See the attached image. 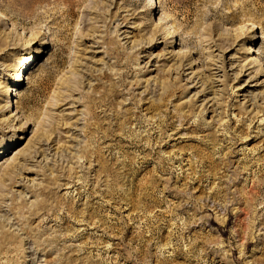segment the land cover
Returning <instances> with one entry per match:
<instances>
[{"label":"rangeland","instance_id":"1","mask_svg":"<svg viewBox=\"0 0 264 264\" xmlns=\"http://www.w3.org/2000/svg\"><path fill=\"white\" fill-rule=\"evenodd\" d=\"M0 264H264V0H0Z\"/></svg>","mask_w":264,"mask_h":264},{"label":"bare ground","instance_id":"2","mask_svg":"<svg viewBox=\"0 0 264 264\" xmlns=\"http://www.w3.org/2000/svg\"><path fill=\"white\" fill-rule=\"evenodd\" d=\"M248 48H250V47H248ZM213 65H216V64H213ZM19 76H20V74H19V73H17V74H16V76L14 77V79L16 78L15 82H16V81H18V79H19ZM1 152H2V151H1ZM7 174H8V173H7Z\"/></svg>","mask_w":264,"mask_h":264}]
</instances>
